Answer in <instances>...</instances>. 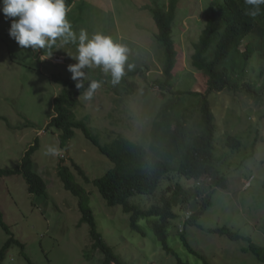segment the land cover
<instances>
[{
	"label": "rangeland",
	"instance_id": "obj_1",
	"mask_svg": "<svg viewBox=\"0 0 264 264\" xmlns=\"http://www.w3.org/2000/svg\"><path fill=\"white\" fill-rule=\"evenodd\" d=\"M42 1L0 0V167H19L39 139L33 160L47 187L45 196H37L29 193L21 175L0 178V210L24 244L12 245L1 264H28L24 253L33 264H103L104 254L92 248L90 225L81 222L80 196L64 186L61 167H69L85 189L98 231L125 264H179L177 255L190 264H206L187 244L211 264H264L245 250L246 239L264 246V93L262 99L245 89L207 94V75L190 62L215 0H75L55 27L39 32L34 11ZM172 1L177 56L173 78L162 86L166 56L155 37L151 8L168 11ZM47 46L52 50L45 51ZM56 54L64 55L65 63H55ZM247 64L241 82L260 83L264 59L256 53ZM53 75L89 85L71 89L77 99L73 110L103 145L125 137L148 147L153 121L164 112L176 119L192 115L190 124L199 133L201 101L207 94L215 115V152L221 155L215 167L225 185L217 186L209 174L196 182L172 169L153 196L132 198L146 209L160 205L164 196L173 198L176 217L168 240L177 255L162 247L148 219L140 220L146 233L134 231L122 206L103 198L94 179L114 164L81 129L62 146L61 131L49 127L54 98L64 90ZM233 137L241 141L239 148L229 145ZM203 181L207 190L198 198L202 201L211 191V205L189 224L195 211L183 192ZM224 226L244 238L209 231ZM10 237L0 226V250Z\"/></svg>",
	"mask_w": 264,
	"mask_h": 264
},
{
	"label": "trees",
	"instance_id": "obj_2",
	"mask_svg": "<svg viewBox=\"0 0 264 264\" xmlns=\"http://www.w3.org/2000/svg\"><path fill=\"white\" fill-rule=\"evenodd\" d=\"M75 0H43L35 6L36 28L39 32L50 31L66 15ZM176 3L172 1L166 11L163 7L151 8L158 31L156 40L165 49L164 81L162 86L173 78V69L176 64L177 50L174 45L173 21L175 19ZM191 65L195 70L207 75V94L224 90L237 91L245 89L255 98L262 99L264 93V69L260 71V83H242L246 76L247 63L256 53L264 59V0H215L211 11L207 15L206 25L197 42L193 43ZM45 51L52 50L47 46ZM55 82L63 85L64 90L54 98V112L49 127L61 131V143L64 146L74 137L76 129H81L99 150L107 156L114 167L104 176L94 179V185L107 203L111 206L121 205L124 212L129 214L131 228L140 233H146L140 223L148 219L152 229L162 247L169 253L176 254L169 243V228L176 217L174 200L164 196L161 204L148 209L132 202L137 195L153 196L165 176L173 169L179 175L199 182L206 174L214 176L217 186H224L227 182L220 174L216 163L221 156L215 152V115L207 94L201 101V120L197 123L201 132L196 133L190 117L176 119L172 113L164 112L161 117L153 121L152 141L147 147L125 137H117L111 143L101 144L91 132L84 121L75 118L74 107L77 99L75 91L71 89L86 90L89 85H78L74 81L53 75ZM199 95V93H195ZM193 114V113H192ZM194 115V114H193ZM1 119V116H0ZM176 121V122H175ZM202 128V129H201ZM241 141L238 137L230 138L229 145L239 148ZM39 147V139L26 151L20 166L16 169H3L0 167V178L12 175L24 177L28 191L37 196H45L47 187L44 178L36 173L33 155ZM75 169L84 174L81 167L74 165ZM175 172V173H176ZM59 176L66 189L80 196L79 207L83 213L82 221L90 225V235L93 240V249L101 251L105 258L103 264H125L97 229V223L88 206V196L85 189L77 185L69 167H61ZM89 181V179H86ZM196 185L193 189L183 192L185 200L190 201V207L195 213L188 218L189 224H195L211 205L213 193L210 191L202 201L198 197L206 192V183ZM182 192V191H181ZM0 226L11 237L0 250V264L4 255L12 245L24 244L14 237L10 226L5 222L0 210ZM210 232L228 236L232 240L241 237L238 232L229 227L209 229ZM183 241L187 242L185 233H181ZM248 240V248L260 262H264V246ZM187 247L195 252L206 264H211L206 257L194 251L190 245ZM28 264H33L31 258L23 254ZM177 255V254H176ZM179 264H190L178 256Z\"/></svg>",
	"mask_w": 264,
	"mask_h": 264
},
{
	"label": "built area",
	"instance_id": "obj_3",
	"mask_svg": "<svg viewBox=\"0 0 264 264\" xmlns=\"http://www.w3.org/2000/svg\"><path fill=\"white\" fill-rule=\"evenodd\" d=\"M53 61L55 63H63L65 61V57L62 56V55H56L54 58H53Z\"/></svg>",
	"mask_w": 264,
	"mask_h": 264
},
{
	"label": "clouds",
	"instance_id": "obj_4",
	"mask_svg": "<svg viewBox=\"0 0 264 264\" xmlns=\"http://www.w3.org/2000/svg\"><path fill=\"white\" fill-rule=\"evenodd\" d=\"M56 55H61V54H56ZM55 55V56H56ZM62 56H64V55H62ZM65 57V56H64ZM65 59H66V57H65ZM63 63H65V61L63 62ZM59 64H61V63H59ZM221 92V91H220ZM63 146V145H62ZM62 157H65V155L64 154H62L61 155ZM72 172V171H71ZM206 175H208V174H206ZM73 176H74V181H75V183H76V180H75V175L73 174ZM211 176V175H210ZM43 177V176H42ZM44 178V177H43ZM213 179V178H212ZM256 257V256H255ZM257 258V257H256ZM264 263V262H263Z\"/></svg>",
	"mask_w": 264,
	"mask_h": 264
}]
</instances>
